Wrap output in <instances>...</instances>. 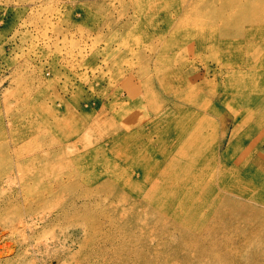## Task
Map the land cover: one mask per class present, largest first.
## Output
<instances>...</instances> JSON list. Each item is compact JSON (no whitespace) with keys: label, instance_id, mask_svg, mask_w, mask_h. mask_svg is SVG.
<instances>
[{"label":"rangeland","instance_id":"1","mask_svg":"<svg viewBox=\"0 0 264 264\" xmlns=\"http://www.w3.org/2000/svg\"><path fill=\"white\" fill-rule=\"evenodd\" d=\"M225 1L0 0V264L143 263L158 241L202 245L201 225L237 238L233 229L243 223L230 226L225 215L194 220L189 229L133 202L123 182L140 173L120 138L138 130L143 143L156 139L140 116L169 101L158 89L143 101L142 69L162 68L187 86L206 75L219 83L212 75L227 67L231 57L222 53L230 49L174 38L168 20L196 3L219 13ZM261 31L264 37V25ZM219 35L231 33L220 28ZM252 51L263 52L264 40ZM124 108L129 116L120 115ZM257 132L243 138L244 150L264 149ZM39 154L42 168L30 174L34 165L19 160ZM196 252L206 264H234L231 246L216 236ZM189 254L194 261L186 264L198 263Z\"/></svg>","mask_w":264,"mask_h":264},{"label":"bare ground","instance_id":"2","mask_svg":"<svg viewBox=\"0 0 264 264\" xmlns=\"http://www.w3.org/2000/svg\"><path fill=\"white\" fill-rule=\"evenodd\" d=\"M262 3V0L248 3L227 0L221 4L219 13L196 3L169 18L174 38L185 35L190 40L211 39L214 44L230 49L222 53L231 57L227 67L213 72L218 84L213 85L207 75L187 86L181 77L175 83L162 68L140 71L138 81L142 84L143 101L155 98L153 89L167 93L169 101L161 108L152 104L150 113L140 116L156 139L146 137L143 143L138 130L120 135L123 155H136L133 171L139 169L140 173L127 175L123 182L126 194L132 196L133 202L150 205L155 216L173 219L171 222L176 226L190 229L194 220L207 222L218 213L226 216L230 226L233 222L244 225L235 226L234 239L225 237L224 228L201 225L197 235L203 240L202 245L186 242L176 247L158 241L149 246L153 257L146 259L145 264H186L194 261L189 254L192 252L200 258L196 264H206L203 253L196 251L204 250L205 238L209 236L231 246L234 264H260L264 260L259 235L264 233V149L261 144L243 149V138L250 133L258 130V136L264 138V51H252L264 40ZM203 14L214 15L207 18ZM220 28L231 36H220ZM203 85L209 90L205 92ZM122 112L121 116H129L127 109ZM133 142L143 145L140 149L133 148ZM44 156L34 155L19 163L34 165L29 166L33 174L42 168L40 161ZM137 262L143 264L138 259Z\"/></svg>","mask_w":264,"mask_h":264}]
</instances>
